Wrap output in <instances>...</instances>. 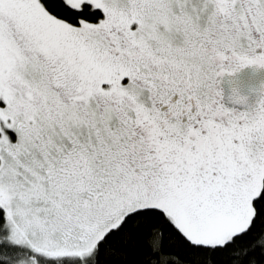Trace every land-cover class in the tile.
Wrapping results in <instances>:
<instances>
[{
    "label": "snow or ice",
    "instance_id": "6c2138e0",
    "mask_svg": "<svg viewBox=\"0 0 264 264\" xmlns=\"http://www.w3.org/2000/svg\"><path fill=\"white\" fill-rule=\"evenodd\" d=\"M253 65L264 0H0V264H264Z\"/></svg>",
    "mask_w": 264,
    "mask_h": 264
},
{
    "label": "water",
    "instance_id": "95a60500",
    "mask_svg": "<svg viewBox=\"0 0 264 264\" xmlns=\"http://www.w3.org/2000/svg\"><path fill=\"white\" fill-rule=\"evenodd\" d=\"M231 86L238 89L239 95L246 97L247 104H252L260 93L264 91V68L256 66H247L242 68L232 76H225L223 78L221 87L225 91V103H228V91ZM242 107V106H237Z\"/></svg>",
    "mask_w": 264,
    "mask_h": 264
},
{
    "label": "flooded vegetation",
    "instance_id": "af4514ba",
    "mask_svg": "<svg viewBox=\"0 0 264 264\" xmlns=\"http://www.w3.org/2000/svg\"><path fill=\"white\" fill-rule=\"evenodd\" d=\"M264 92V91H263Z\"/></svg>",
    "mask_w": 264,
    "mask_h": 264
}]
</instances>
